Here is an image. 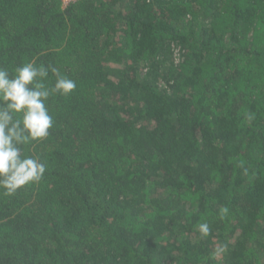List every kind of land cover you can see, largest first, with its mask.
I'll return each instance as SVG.
<instances>
[{
    "label": "trees",
    "instance_id": "trees-1",
    "mask_svg": "<svg viewBox=\"0 0 264 264\" xmlns=\"http://www.w3.org/2000/svg\"><path fill=\"white\" fill-rule=\"evenodd\" d=\"M29 60L77 87L0 264H264V0H0V67Z\"/></svg>",
    "mask_w": 264,
    "mask_h": 264
},
{
    "label": "clouds",
    "instance_id": "clouds-1",
    "mask_svg": "<svg viewBox=\"0 0 264 264\" xmlns=\"http://www.w3.org/2000/svg\"><path fill=\"white\" fill-rule=\"evenodd\" d=\"M52 77L54 83H50ZM76 87L75 80L62 75L52 64L29 60L12 71L0 67V191L3 195L12 196L22 187L43 179L46 163L39 156L25 154V146L49 137L55 123L49 99L70 96ZM252 118L249 115L248 119ZM228 211L222 207L220 218L224 219ZM197 228L202 236H208L211 231L207 222L199 223ZM226 250L227 245L220 246L213 257Z\"/></svg>",
    "mask_w": 264,
    "mask_h": 264
},
{
    "label": "built area",
    "instance_id": "built-area-1",
    "mask_svg": "<svg viewBox=\"0 0 264 264\" xmlns=\"http://www.w3.org/2000/svg\"><path fill=\"white\" fill-rule=\"evenodd\" d=\"M73 1H76V0H63L64 4H69L70 2H73Z\"/></svg>",
    "mask_w": 264,
    "mask_h": 264
},
{
    "label": "rangeland",
    "instance_id": "rangeland-1",
    "mask_svg": "<svg viewBox=\"0 0 264 264\" xmlns=\"http://www.w3.org/2000/svg\"><path fill=\"white\" fill-rule=\"evenodd\" d=\"M178 56H179V53L176 54V59H177L176 62L179 61V57Z\"/></svg>",
    "mask_w": 264,
    "mask_h": 264
}]
</instances>
